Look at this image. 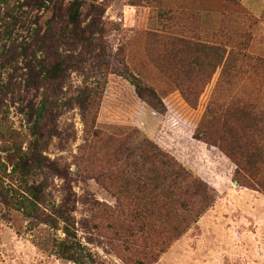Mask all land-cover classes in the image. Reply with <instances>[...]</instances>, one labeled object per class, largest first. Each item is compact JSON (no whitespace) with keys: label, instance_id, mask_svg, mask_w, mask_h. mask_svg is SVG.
<instances>
[{"label":"rangeland","instance_id":"1","mask_svg":"<svg viewBox=\"0 0 264 264\" xmlns=\"http://www.w3.org/2000/svg\"><path fill=\"white\" fill-rule=\"evenodd\" d=\"M98 1L103 2L97 20L102 28L91 48L75 50L76 54L82 52L79 69L28 90V71L19 59L18 68L11 70L12 76H6L7 86L0 91V160L8 163L13 158L7 149L11 141L6 142L1 133L7 130L17 136L19 143L24 141L25 149L33 135L23 110L31 103L40 105L46 98L50 113L42 123L37 149L47 164L59 163L68 172V178H64L52 169H41L37 179L44 186V196L38 219H26L11 209L0 192V264H78L57 254L52 239L64 237V233L49 228L41 219L68 196L75 201L78 239L97 264H128L125 258L143 256L141 246L128 251L111 228V215L120 202L95 176V172H103L102 158L93 163L95 159L83 153L82 147L92 141L87 139L83 109L75 101L61 107L62 100L77 89L95 86L101 78L100 69L105 67L110 74L98 114L99 125L127 127L132 149L146 139L157 143L216 193L214 204L150 264H264V193L239 186L233 180L234 163L195 133L219 72L206 86L197 108H192L159 70H155L152 84L161 100L147 93L140 97L123 76L125 67L119 54L126 41L143 57L144 36L139 32L149 30L168 38L199 37L230 45L248 41V48L241 52L264 56V0H238L240 9L236 8L233 15L223 13L222 0H135L137 5L133 0ZM90 19L88 16L86 23ZM223 27L231 35L224 34ZM239 48L236 46V50ZM252 65H246L248 73L215 91L219 102L245 96L264 109V75L261 70L253 72Z\"/></svg>","mask_w":264,"mask_h":264},{"label":"trees","instance_id":"2","mask_svg":"<svg viewBox=\"0 0 264 264\" xmlns=\"http://www.w3.org/2000/svg\"><path fill=\"white\" fill-rule=\"evenodd\" d=\"M222 2L223 13L233 15L236 8L240 9L238 0ZM101 10L103 2L98 0H0V91L7 86L6 76H12L11 70L18 68L19 59L28 71V90L79 69L82 52H74L79 47L83 51L89 49L96 42L102 28L97 22ZM86 12L91 17L88 23ZM164 14L161 11L159 15ZM222 32L231 35L224 32V27ZM139 33L144 36L142 48L140 45L143 57L126 41L119 53L125 67L123 76L137 94L143 97L147 93L160 99L152 84L153 74L159 70L184 101L197 108L206 86L219 72L214 92L197 124L196 137L218 148L234 163L233 180L239 186L264 193V109L253 98L239 96L225 103L219 102L215 94L224 83L232 84L248 73L245 68L248 64H253V72L261 70L264 75V56L241 52L242 48H248V41L230 45L199 37L168 38L159 31ZM236 46L240 48L236 50ZM109 74L107 67L100 69L101 78L95 86L77 89L74 95L62 100L61 107L75 101L83 109L87 139L92 140L82 147L83 153L95 159L91 160L93 163L101 162L102 158L103 172H95V176L120 202L111 215L116 239L128 251L133 246H141L144 251L136 259L125 258L126 262L150 264L214 204L216 193L208 182L157 143L146 139L132 149L127 127L99 125L98 114ZM47 102L44 98L40 105L31 103L23 110L33 135L25 149L23 140L19 143L18 137L7 130L1 133L6 142L11 141L7 149L13 158L8 163L0 160V192L11 209L29 220L41 216L44 186L37 179L41 169H52L68 178L65 166L56 162L47 164L37 149L42 123L50 113ZM74 206L75 201L68 196L41 219L49 228L63 231L64 237L52 239L61 258L78 264H97L78 239Z\"/></svg>","mask_w":264,"mask_h":264},{"label":"crops","instance_id":"3","mask_svg":"<svg viewBox=\"0 0 264 264\" xmlns=\"http://www.w3.org/2000/svg\"><path fill=\"white\" fill-rule=\"evenodd\" d=\"M247 0H244V2L246 3ZM251 7V6H250Z\"/></svg>","mask_w":264,"mask_h":264}]
</instances>
